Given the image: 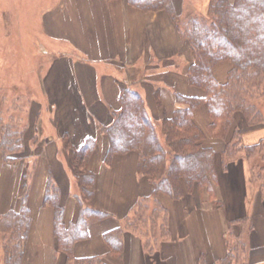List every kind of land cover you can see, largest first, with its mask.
I'll return each mask as SVG.
<instances>
[{
	"label": "crops",
	"instance_id": "crops-1",
	"mask_svg": "<svg viewBox=\"0 0 264 264\" xmlns=\"http://www.w3.org/2000/svg\"><path fill=\"white\" fill-rule=\"evenodd\" d=\"M171 1L175 14L183 17L188 11L185 0ZM41 20L46 44L49 39L48 45L56 44L55 50L63 47L42 79L40 97L51 106V119L47 117L46 126L43 119L39 122L40 147L30 144L33 138L24 141V152L32 155L24 153L13 163L2 162L0 156V216L19 213L27 192L31 222L22 264H66L56 249L54 212L43 204L44 193L50 177L59 191L64 223L76 221L80 205L73 197L76 186L69 150L78 151L88 139L96 143L87 166L95 175L94 205L108 216L89 224L88 238L74 245L72 256L100 257L109 264H197L203 257L213 264L227 254L228 223L248 219L253 230L248 235L246 264H264V188L251 180L248 162L243 159L223 172L219 161L224 142L209 140L205 143L215 149V189L222 207L199 202L188 194L180 201L159 194L158 202L167 211L169 239L162 241L150 258L141 239L123 230L121 256L109 262L104 235L122 228L134 204L152 193L148 181L137 175L135 152L115 154L111 163L105 164L108 143L101 129L119 109L121 91L137 90L155 121L178 107L175 92L200 98L203 92L187 85L184 67L175 68L178 55L185 58L188 54L186 63L190 55L166 12L144 13L126 0H57L44 9ZM221 64L212 73L220 83L230 69L229 63ZM193 113L194 122L204 128V109ZM263 128H244L243 144L253 147L264 140ZM63 142L68 149L60 147Z\"/></svg>",
	"mask_w": 264,
	"mask_h": 264
},
{
	"label": "trees",
	"instance_id": "trees-1",
	"mask_svg": "<svg viewBox=\"0 0 264 264\" xmlns=\"http://www.w3.org/2000/svg\"><path fill=\"white\" fill-rule=\"evenodd\" d=\"M144 13L163 11L190 55L185 77L187 85L201 90L203 96L189 97L175 92L178 107L160 121L152 119L137 90L121 91L119 109L112 121L102 127L108 149L105 164L116 155L137 154V175L152 186L148 197L140 198L130 215L119 227L104 235L109 262L119 260L123 230L137 235L144 253L152 258L160 243L169 239L167 211L158 202L164 194L180 201L188 194L199 202L222 207L216 192L215 149L205 141L224 142L220 153L222 171L243 159L248 162L250 178L264 188V140L252 146L242 142L244 127L264 124L259 103H264V0H208L203 15H188L181 23L171 0H126ZM230 63L225 82H218L213 69L220 63ZM157 93V92H155ZM203 108L204 128L194 122V113ZM35 130L34 146L38 145ZM25 130L12 131L0 123V155L4 163H13L25 145ZM68 149V144L63 142ZM96 143L88 139L79 149L70 151V167L76 186L74 199L79 211L74 223H64V209L59 204V191L51 178L44 193L43 204L53 209V231L56 249L66 264H109L100 257L75 258L74 245L88 238L90 223L107 218L96 208L95 175L88 170V161ZM27 192L22 197L19 213L0 216V264H22L30 229ZM236 229L238 231H236ZM253 226L248 219L230 221L226 233V256L213 264H246L248 235ZM197 264H208L203 257Z\"/></svg>",
	"mask_w": 264,
	"mask_h": 264
},
{
	"label": "rangeland",
	"instance_id": "rangeland-1",
	"mask_svg": "<svg viewBox=\"0 0 264 264\" xmlns=\"http://www.w3.org/2000/svg\"><path fill=\"white\" fill-rule=\"evenodd\" d=\"M56 1L0 0V123L9 126L12 131L25 130L23 142L29 138L34 139L35 130L39 129V122L42 119L43 126H46L48 118L51 119V114L48 113L51 106L40 97L42 79L46 77L49 64L60 54L59 50L62 52L63 47L57 44L60 48L55 50L56 44L52 42L50 47L49 39L46 44L42 35L41 19L44 9L54 6ZM185 2L188 11L187 15L181 18V23H185L188 15L200 16L207 10L208 0L204 2L185 0ZM186 55L187 59L188 54ZM178 56L174 62L175 68L184 67L186 73L190 58L186 63L185 58ZM227 63L223 62L221 65H228ZM219 67L224 66L219 65ZM226 78L227 76L224 82ZM259 106L264 121V103L260 102ZM261 127H264V124L256 128H244L250 131ZM260 130H262L260 133L264 134V128ZM33 139L30 142L32 146H34ZM39 139L40 137L37 148L40 147V142L43 144ZM61 146L63 147V144ZM38 151L37 149L35 152ZM24 153L27 157L33 154L31 151H23L14 162L22 158Z\"/></svg>",
	"mask_w": 264,
	"mask_h": 264
}]
</instances>
